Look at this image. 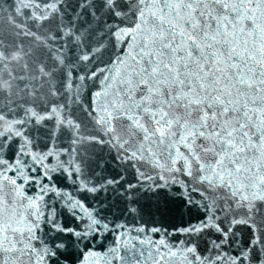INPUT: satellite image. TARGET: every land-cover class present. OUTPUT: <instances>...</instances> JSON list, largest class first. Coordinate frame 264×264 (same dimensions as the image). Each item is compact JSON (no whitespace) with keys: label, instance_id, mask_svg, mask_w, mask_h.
I'll use <instances>...</instances> for the list:
<instances>
[{"label":"snow or ice","instance_id":"6c2138e0","mask_svg":"<svg viewBox=\"0 0 264 264\" xmlns=\"http://www.w3.org/2000/svg\"><path fill=\"white\" fill-rule=\"evenodd\" d=\"M0 264H264V0H0Z\"/></svg>","mask_w":264,"mask_h":264}]
</instances>
